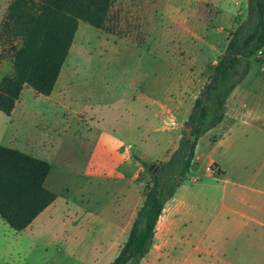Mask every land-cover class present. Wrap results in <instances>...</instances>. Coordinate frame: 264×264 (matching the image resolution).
I'll return each mask as SVG.
<instances>
[{
  "label": "rangeland",
  "instance_id": "374dc122",
  "mask_svg": "<svg viewBox=\"0 0 264 264\" xmlns=\"http://www.w3.org/2000/svg\"><path fill=\"white\" fill-rule=\"evenodd\" d=\"M12 2L0 0V81L12 72L13 46L20 44L3 30ZM247 5L248 0H116L104 28L80 23L54 99L25 87L14 114L8 118L0 112V145L52 165L45 185L67 199L57 207L60 214L68 215L71 206L90 205L110 218L114 210L140 208L151 172L167 162L171 149L167 133L147 124L135 129V121L152 120L141 96L164 103L181 92L185 103H191L246 19ZM260 68L252 67L251 87L264 95ZM206 152L204 139L201 161ZM200 177V185H223ZM204 193L208 202L202 195L191 200L197 210L193 217L211 210L222 197L216 188L205 187ZM199 217L208 222L207 215ZM4 226L0 264H56L48 258L50 230L39 236L40 248L46 250L42 262L37 249L24 246L29 233L19 237ZM127 231L125 224L122 234ZM162 233L160 227L158 236Z\"/></svg>",
  "mask_w": 264,
  "mask_h": 264
},
{
  "label": "crops",
  "instance_id": "0c3cea01",
  "mask_svg": "<svg viewBox=\"0 0 264 264\" xmlns=\"http://www.w3.org/2000/svg\"><path fill=\"white\" fill-rule=\"evenodd\" d=\"M255 65L261 66L263 81L264 60ZM250 74L228 99L223 123L199 140L188 182L184 181L167 202L153 247L141 264H264V95L254 92ZM53 94L47 98L54 99ZM195 99L186 104L181 92L167 97L164 103L146 94L141 96L145 108L152 111V120L135 121V129L147 124L167 133L171 149L164 160L168 161L178 148ZM204 139L207 152L201 161L198 153ZM213 165L217 167L211 170ZM200 176L223 185L201 182V186ZM205 187L222 191V197L211 210L202 209L193 217V210H197L192 198L197 201L202 195L206 202L211 199L204 193ZM66 203L67 199L57 194L56 201L23 232H15L1 218L0 229L7 225L19 237L29 233L24 246L33 247L35 252L37 249L42 262L46 250L40 248L39 236L50 230L52 255L48 258L56 264H68L69 260L74 264H112L140 208L123 207L112 211L110 218L90 205L71 206L68 215L57 212V207ZM199 215H207L208 222H200ZM125 224L128 231L123 235ZM160 227L163 233L158 236ZM240 247L243 250H237Z\"/></svg>",
  "mask_w": 264,
  "mask_h": 264
},
{
  "label": "trees",
  "instance_id": "16d2710c",
  "mask_svg": "<svg viewBox=\"0 0 264 264\" xmlns=\"http://www.w3.org/2000/svg\"><path fill=\"white\" fill-rule=\"evenodd\" d=\"M115 1L13 0L3 30L20 44L13 46L12 72L0 81V112L10 117L25 87L51 96L80 23L104 28ZM263 60L264 0H248L246 19L196 97L178 148L151 172L143 205L112 264H141L150 253L165 206L190 173L199 140L223 123L228 99ZM51 170L45 160L0 145V218L15 232L26 230L56 201L45 185Z\"/></svg>",
  "mask_w": 264,
  "mask_h": 264
}]
</instances>
